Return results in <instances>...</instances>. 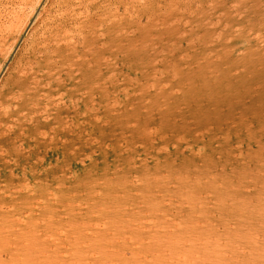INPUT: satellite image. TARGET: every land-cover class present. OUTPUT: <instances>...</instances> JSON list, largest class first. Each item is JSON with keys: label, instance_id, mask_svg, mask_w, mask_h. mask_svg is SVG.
<instances>
[{"label": "rangeland", "instance_id": "obj_1", "mask_svg": "<svg viewBox=\"0 0 264 264\" xmlns=\"http://www.w3.org/2000/svg\"><path fill=\"white\" fill-rule=\"evenodd\" d=\"M53 2L0 0V26L12 20L0 40V66L15 29L37 8L0 89ZM116 5L118 38L104 47L99 85L94 76L85 85L74 121L83 126L67 156H46L42 169L52 165L57 179L23 182L25 193L33 187L31 199L15 202L19 211L13 204L3 209L0 264H264V98L249 100L245 112L237 107L198 122L178 116L163 124L159 114L138 111L145 89L187 85L200 69L262 56L264 0ZM247 62L231 68L247 70L248 84L264 82V72L248 78ZM232 83L240 91L248 85ZM126 101L139 106L112 120L109 113L124 110ZM58 179L63 184L52 183Z\"/></svg>", "mask_w": 264, "mask_h": 264}, {"label": "bare ground", "instance_id": "obj_2", "mask_svg": "<svg viewBox=\"0 0 264 264\" xmlns=\"http://www.w3.org/2000/svg\"><path fill=\"white\" fill-rule=\"evenodd\" d=\"M103 1L105 0H54L31 36L28 48L22 53L15 69L11 70L7 85L0 89V216H3V209L9 207L8 205L13 204L10 207L16 210L14 203L23 201L25 194L31 196L29 192L33 187L28 186L30 189L25 193V181L27 184L29 179L34 180L35 185V180L38 182V179H57L52 165L42 169L46 164V156L49 153L57 156L58 152L66 155L75 130L80 131L81 125L74 121L80 120L78 111L82 109L81 105L86 99L85 85H90V76H94V85H99L104 47L115 46L112 43L118 38L116 0H108L104 12L101 5ZM36 9L34 8L32 14L17 29L14 28L13 41L0 66V80L23 35L31 26ZM11 26V19L0 26V40H3ZM262 42L264 43V39ZM261 50L264 51V47ZM244 58L245 56L241 57L236 64L229 63L224 69H200L198 74L195 73L187 79V85H155L154 90L145 89L138 111L145 109L151 116L159 114L163 124L170 123L171 118L178 116L181 120L188 117L197 122L210 120L227 112L231 115L237 107L245 112L249 110L246 106L249 100L264 98V82H255L258 85L254 82L248 84L249 80L244 77L247 70L231 68L238 67L243 61L247 62ZM247 63L252 67L248 77L250 80L264 72V69H255L257 65L264 67V54L259 55L254 62ZM235 78H240L242 84H248L241 86L243 91L239 90V85L232 83ZM135 102L140 103V100ZM172 102L176 104L173 106ZM129 105L126 101L124 110L109 113L113 115L110 116L112 120L128 115ZM73 107L75 110H72ZM114 107L111 106L110 110ZM135 111L137 110L134 109ZM99 120L101 119L97 122ZM42 153H45L44 159L39 157ZM66 180L67 177L63 182L66 183ZM55 182L60 181L58 179L52 183ZM39 185H36L39 188V191L36 188L37 193H40ZM44 191L46 195L49 193ZM33 196L34 194L32 198ZM3 226L2 220L0 239Z\"/></svg>", "mask_w": 264, "mask_h": 264}]
</instances>
